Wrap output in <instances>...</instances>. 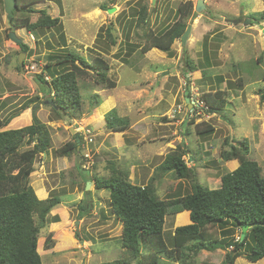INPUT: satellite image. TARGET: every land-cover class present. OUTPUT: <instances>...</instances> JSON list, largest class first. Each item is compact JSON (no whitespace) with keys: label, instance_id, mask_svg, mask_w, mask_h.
<instances>
[{"label":"rangeland","instance_id":"obj_1","mask_svg":"<svg viewBox=\"0 0 264 264\" xmlns=\"http://www.w3.org/2000/svg\"><path fill=\"white\" fill-rule=\"evenodd\" d=\"M2 1L0 16L4 8ZM184 1L41 0L15 12L17 18L27 17L30 22L37 20L39 10L59 17L65 45L60 39L59 27L39 28L35 32L25 27L14 28L12 32L21 39L19 44L8 37L9 23L5 30H1L4 41L0 42V87H5L10 95L0 101V119L18 111L20 115L15 117L13 128H20L32 122L34 110L40 122L50 121L53 125L46 123L51 144L45 151L51 155L52 162L39 163L43 154L39 153L30 172L33 174L31 182L34 177L41 178L45 184L54 187L49 197L55 194L61 200L49 211L51 219H47L37 238L42 264H99L130 256L129 250L121 247L119 242L121 222L110 207L109 190L94 189L93 183L87 191L84 190L86 180L108 173L104 165L109 159H117L122 165L126 162L120 151L115 155L104 151L108 142L117 149L124 147L125 155H140L145 159L157 155L150 167H155L170 148L183 142L190 149L184 160L195 168L198 182L215 188L220 184V174L231 171L238 164L236 160L225 162L220 158V150L226 147L223 144L225 138L234 144L246 138L249 158L259 164L264 176V99H260L264 94V44L250 34L246 27L249 24L243 26L239 20L228 23L227 16L233 17L234 12L238 15L241 5L234 0H208L205 10L195 12L192 20L186 19L187 24H191L186 43L176 40L172 44L171 56L156 48L140 51L143 30L158 32L169 26L177 19ZM195 1L192 0L194 5ZM103 4L107 9H100ZM143 5L148 7L149 15L146 25H139L136 24L137 10ZM108 8L112 11L108 12ZM248 16L251 20H262L254 13L248 12ZM108 26L112 27L114 44L106 35ZM22 43L27 45V51H23ZM63 47L88 60L96 56L105 59L109 65L108 78L115 82L113 87L106 82L97 84L93 74L80 79L81 113L66 126L63 119H54L52 104L46 103L52 93L48 94L47 86L35 78L36 74L42 73L46 80H50L56 70L49 72L44 69V64L56 51H62L60 55L64 56ZM21 53L22 70L18 69ZM187 61L194 65V71H187ZM64 65L69 67L68 62ZM216 88L227 90L230 98L231 103L224 111L208 113L192 103L193 99L198 101L200 92ZM186 90L190 95L189 102L185 101ZM94 95L101 101L98 105L93 104ZM14 99L15 103L10 104ZM112 108L119 116L128 119L125 130L114 132L105 126L104 115ZM208 124L212 126L211 131L207 129ZM71 125L76 128L74 132L81 133L94 167L76 168L74 154L67 156L66 167L63 155L55 153L56 148L72 139L68 130ZM120 136L123 142L118 146ZM89 138L93 139L90 143ZM28 147L25 144L20 149ZM147 171L144 168L142 173ZM141 177L130 181L146 183L145 176L142 174ZM154 183L162 199L184 195L190 190L187 181L174 180L170 175H163ZM85 203L86 210L81 211L79 206ZM54 215L57 221L52 219ZM175 215L165 216L163 230L167 248L173 245V228L189 223L184 218L186 215ZM207 229L215 233L220 227L208 226ZM239 232V229H233L229 237L236 239ZM48 238L54 242L52 247L45 248ZM224 253L223 249L194 252L193 264H219ZM146 254L147 250L142 249L138 256L129 260V264H137ZM159 255L158 264H179L164 253ZM235 264H264V257L249 262L239 256Z\"/></svg>","mask_w":264,"mask_h":264},{"label":"trees","instance_id":"obj_2","mask_svg":"<svg viewBox=\"0 0 264 264\" xmlns=\"http://www.w3.org/2000/svg\"><path fill=\"white\" fill-rule=\"evenodd\" d=\"M38 1L41 0H15L8 29L12 31L17 27H25L26 30L35 32L39 28L59 27L60 39L65 45V34L59 17H52L44 10H39L40 15L34 22H30L27 17L19 19L14 15L22 7ZM262 1L264 4V0ZM100 9H107L106 5H101ZM29 10H32L31 7ZM137 13L136 24L146 25L148 7L141 6ZM255 14L259 19H264V9ZM194 15L196 13L192 0H185L179 8L177 19L169 26L158 32L143 30L140 51L156 48L171 56L172 44L180 40L187 26L186 19L192 20ZM111 28H106V35L111 44H114L116 40ZM21 46L23 51H27V45L22 43ZM63 49L66 52L64 56L60 55L62 51H56L44 64L45 70H56L50 80H46L42 73L36 74L35 78L47 86L48 94L52 93L50 99L53 102L51 108L54 119L70 120L76 118L82 109L80 79L93 74L97 84L106 82L113 87L115 82L108 78L109 65L102 57L96 56L88 60L64 47ZM65 62H68L69 67H65ZM187 63V71H194V65L189 64V61ZM186 74L187 72L185 76ZM226 91L216 88L200 92L199 99L203 103L201 109L204 108L208 113L224 111L231 103ZM188 96L190 97L189 94ZM93 97L96 99L93 104L98 105L101 101L97 100V95ZM260 99H264V94L260 95ZM17 115L18 111H14L8 117L0 119V264H42L37 251V238L47 219H51L49 211L60 202V197L52 194L39 199L29 184V175L35 157L45 152L51 144L50 130L46 123L39 121L34 110L29 125L2 129ZM104 119L105 126L114 132L125 130L129 122L127 118L119 116L114 108L106 112ZM207 129L211 131L212 126L208 124ZM77 139L79 143L82 142L80 136H72L71 140L56 148L55 153L69 156L77 152ZM25 144L29 147L20 149ZM223 144L226 147L220 150V158L225 162L236 160L238 164L231 171L220 174V184L215 188L198 182L195 168L184 160L190 149L183 142L164 154L144 184L131 182L126 166L119 164L117 160H109L108 175L93 176L91 179L95 189L109 190L110 207L116 219L121 222L119 242L121 247L129 250L130 256L99 264H129V260L138 256L142 249L147 250V254L137 264H158L160 253L177 260L179 264H193L194 252L216 249L225 250L219 264H235L239 256L249 262L263 258L264 176L259 164L249 158V143L246 138L234 144L226 137ZM75 167L83 169L79 162ZM163 175L187 181L190 190L184 195L160 198L154 181ZM86 206L87 203L79 208L84 211ZM184 210L189 211L190 222L173 228V245L167 248L163 230L165 216ZM52 219L57 221L55 215ZM246 224L250 226L241 238L242 226ZM208 226H219L220 230L213 233L207 229ZM236 228L240 232L236 239H232L229 236ZM53 242L48 238L45 248L52 247Z\"/></svg>","mask_w":264,"mask_h":264},{"label":"crops","instance_id":"obj_3","mask_svg":"<svg viewBox=\"0 0 264 264\" xmlns=\"http://www.w3.org/2000/svg\"><path fill=\"white\" fill-rule=\"evenodd\" d=\"M234 1H235V3H238L239 5H241V7H240V10L241 11L238 13V15H236L235 12L232 13L231 15H233V17L227 16V18L229 19V22L228 23H230V21L232 23L233 22L236 23L237 20H239L242 23V21H243L244 18H248L249 17L248 16V12L255 14V13H258V12H260V11H262L264 9V4H263V1L262 0H251L250 2H246L245 0H243V3L241 2V0H234ZM207 2L208 1H205L204 2L205 8H206V5H207ZM2 3H3V1H2ZM3 5H4V3H3ZM3 5H2V8H3ZM2 11H3V14H1V16H0V32H1V30H5L8 27V17L6 15L5 11H4V8H3ZM257 21L264 27V19H262L261 21H259V20H257ZM246 27H247V29L249 31H251V33H250L251 35L256 36L257 39H259L261 42L263 41L262 43L264 44V33H261V34L259 33V32L262 31L261 30L262 28H259L256 24H253V23H250ZM1 37L2 36L0 35V42L4 41ZM6 80L8 81V79H6ZM0 93H2V95L0 96V101L1 100H4V98H6V97H8V95H10V93H8L6 91L5 87H3V88L0 87ZM15 101H16V99H14L12 101V103H10V104L15 103ZM0 105H1V103H0ZM19 115H20V112L18 113V116ZM15 117H17V116H15ZM15 117H13L5 126H3L2 129H6V126H8V125L10 127L9 128L7 127V129L13 128L14 127L13 124H15V121H16V118ZM71 120H73V119H70L68 121L63 120V122L65 123L64 126H66V124L68 122H70ZM101 120H103V119H101ZM46 123L49 124L50 126H53L52 124H50L51 123L50 121H48ZM74 129H76V128L73 127L72 125L68 127V130L70 131L71 135H73ZM60 132H62V131L60 130ZM108 134H111V132H108ZM122 134H123V132H122ZM60 136L63 138V136H62L61 133H60ZM119 139H120V141H119L118 146L121 145L120 143L123 142L122 141V136H120ZM113 146L114 145H110L109 142H108L107 145L104 146V151L107 152V154H112V155H115L117 153V151H120L119 152L120 153V156H124V159L126 160V162H124V165L126 166V168L128 170V178H129V180H132V179H134V180H136V179L137 180H140V179H142V177H141L142 174L145 176V178L147 180L152 175L153 170H154V167H150V165H151L152 160L155 159V157L157 155H152V156L148 157L149 159H145L144 157H141L140 155H131V156L130 155H125L123 153L124 152V150H123L124 147H120L119 149H117V148H114ZM134 149H135V147L132 148V150H134ZM73 154L75 156V160H76L75 161V164H76L78 162L77 161V157L78 156H77V153H73ZM67 156H63L62 157L63 160H66L65 163L62 161L65 164L66 167L68 166L67 164H68V159H69ZM147 160H148V162H147ZM51 162H52L51 155H49L48 153L41 154L40 159H39V163L44 164V163H51ZM75 164H74V166H75ZM119 164H121V163L119 162ZM43 166L44 165H42V168H43ZM92 167H94V165ZM104 167L106 168V171H107L108 170V166L105 164ZM144 168H147V170H148L146 174L145 173H142ZM40 170H42V169H40ZM39 171H38V173H39ZM108 172H109V170H108ZM91 174H92V171H90V175ZM107 175H108V173L105 176H107ZM30 176H31L30 177V183H31V186L33 187V189L35 191L36 196L39 199H45V198H47L49 196V192L51 190H53L54 187L52 185H49L48 186L47 184L44 183V181L41 178L37 179V177H34V181L31 182V178H32L33 174H31ZM32 183H34V184H32ZM53 193H55V192H53ZM184 211H187V213L184 212ZM184 211L176 214L175 216L177 217L178 215H182V214H183L182 216L186 215V216H184V218H187V222H190L189 211L188 210H184Z\"/></svg>","mask_w":264,"mask_h":264},{"label":"water","instance_id":"obj_4","mask_svg":"<svg viewBox=\"0 0 264 264\" xmlns=\"http://www.w3.org/2000/svg\"><path fill=\"white\" fill-rule=\"evenodd\" d=\"M3 2H4V11H5V13H6L7 17H8V20H10V18L12 16V10L15 7V0H3ZM204 8H205V5L203 3V0H196L195 11L196 12H200ZM111 11H112V8H108V12H111ZM242 23H243V25L250 24V23L256 24L259 28H262V33H264V27L257 20H251L249 18H244ZM190 30H191V24H187V26H186V28H185L182 36H181V43L182 44L186 43V40H187L188 35L190 33ZM8 36H9V39L14 41L15 43H17V44L21 43V39L17 38L14 32L10 31L8 33ZM22 54L23 53H21L19 58H18V64H19L20 70H22V66H23V62H22V59H21V55ZM185 101L189 102V97H188V91L187 90L185 91ZM46 103L52 104L53 102H52L51 99H47ZM77 156H78L77 157V161H78L80 157H79V155H77ZM90 185H91V182L87 181L86 184H85V189L87 190L90 187ZM249 226H250L249 224H246V225L242 226L241 238L243 237L244 232L247 230V228Z\"/></svg>","mask_w":264,"mask_h":264},{"label":"clouds","instance_id":"obj_5","mask_svg":"<svg viewBox=\"0 0 264 264\" xmlns=\"http://www.w3.org/2000/svg\"><path fill=\"white\" fill-rule=\"evenodd\" d=\"M205 1H208V0H203V3L205 2ZM193 4H194V2H193ZM195 4H196V1H195ZM194 7H195V5H194ZM206 8H204L203 10H205ZM195 10V9H194ZM202 11V10H201ZM196 12V11H195ZM180 41H181V38H180ZM190 98V97H189ZM190 100V99H189ZM66 121H68V120H66ZM91 131H94V129L93 128H91ZM88 132H90V130H88ZM83 133V132H82ZM81 133L80 132H74L73 133V135L72 136H80L81 138H82V136L80 135ZM82 140V142L81 143H79V140L77 139V143H78V148H77V152H75V153H77V155H79V160H78V162L80 163V164H82V168L83 169H89V167H91V166H93V162H92V160H91V158H89V159H87V158H85L84 156H83V154H84V152L85 151H87V149L86 148H84V142H83V139H81ZM93 141V139H91V141H89L88 143H90V142H92ZM80 148H82V150L80 149ZM43 153H45V152H43ZM89 160V161H88ZM109 160H111V159H109ZM108 160V161H109ZM77 162V163H78ZM88 162H89V164H88ZM107 164H108V162H107ZM90 171V170H89ZM101 177H103V176H101ZM105 177V176H104ZM87 181H90V180H86V182ZM92 181V182H91ZM91 183H93V180L91 179ZM86 182H85V184H86ZM85 186V185H84ZM94 186V185H93ZM95 189V188H94ZM85 191H87L86 189H85ZM109 199V198H108Z\"/></svg>","mask_w":264,"mask_h":264},{"label":"built area","instance_id":"obj_6","mask_svg":"<svg viewBox=\"0 0 264 264\" xmlns=\"http://www.w3.org/2000/svg\"><path fill=\"white\" fill-rule=\"evenodd\" d=\"M192 103H193V104L196 103L197 106H199V105L202 106V104H203L202 101H201L200 99H198V101H197V100L194 101V99H193V100H192ZM200 106H199V107H200ZM89 141H91V138H89ZM83 156H84L85 158L89 159V158H90V153H88L87 151H85L84 154H83ZM88 164H89V162H88Z\"/></svg>","mask_w":264,"mask_h":264}]
</instances>
